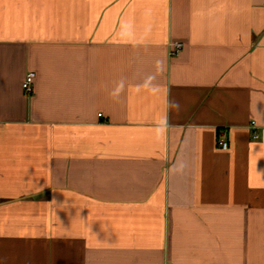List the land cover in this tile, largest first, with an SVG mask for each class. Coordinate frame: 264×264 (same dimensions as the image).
<instances>
[{"label": "crops", "instance_id": "crops-1", "mask_svg": "<svg viewBox=\"0 0 264 264\" xmlns=\"http://www.w3.org/2000/svg\"><path fill=\"white\" fill-rule=\"evenodd\" d=\"M0 264H264V0H0Z\"/></svg>", "mask_w": 264, "mask_h": 264}, {"label": "built area", "instance_id": "built-area-1", "mask_svg": "<svg viewBox=\"0 0 264 264\" xmlns=\"http://www.w3.org/2000/svg\"><path fill=\"white\" fill-rule=\"evenodd\" d=\"M183 48V44L180 42H170L168 44V56L169 58H174L177 57L180 53V51ZM35 79V74L34 73H28L22 83V88L25 91V93L30 94L33 91V83ZM101 116V114H99ZM252 126L254 127V123H251ZM253 138L257 139L258 136L256 133H253ZM218 145L222 150H227L228 149V142H227V137L225 134H220L218 138Z\"/></svg>", "mask_w": 264, "mask_h": 264}, {"label": "clouds", "instance_id": "clouds-1", "mask_svg": "<svg viewBox=\"0 0 264 264\" xmlns=\"http://www.w3.org/2000/svg\"><path fill=\"white\" fill-rule=\"evenodd\" d=\"M170 107H175L177 110H179L180 105L177 101H171Z\"/></svg>", "mask_w": 264, "mask_h": 264}]
</instances>
